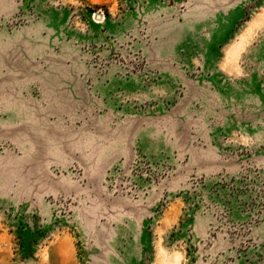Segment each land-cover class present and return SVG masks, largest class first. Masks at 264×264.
Here are the masks:
<instances>
[{"label":"rangeland","instance_id":"obj_1","mask_svg":"<svg viewBox=\"0 0 264 264\" xmlns=\"http://www.w3.org/2000/svg\"><path fill=\"white\" fill-rule=\"evenodd\" d=\"M0 264H264V0H0Z\"/></svg>","mask_w":264,"mask_h":264}]
</instances>
